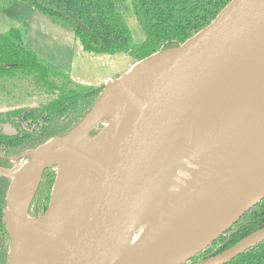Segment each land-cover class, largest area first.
<instances>
[{"label":"water","instance_id":"water-1","mask_svg":"<svg viewBox=\"0 0 264 264\" xmlns=\"http://www.w3.org/2000/svg\"><path fill=\"white\" fill-rule=\"evenodd\" d=\"M263 69L264 0H232L179 48L152 54L105 84L79 124L21 156L29 160L15 173L2 221L10 236L7 263L187 264L214 244L264 200V145L231 183L128 249L140 209L191 130L200 101ZM52 165L58 172L49 206L31 219L40 178ZM263 242L264 228L197 264H227Z\"/></svg>","mask_w":264,"mask_h":264},{"label":"trees","instance_id":"trees-1","mask_svg":"<svg viewBox=\"0 0 264 264\" xmlns=\"http://www.w3.org/2000/svg\"><path fill=\"white\" fill-rule=\"evenodd\" d=\"M16 1L33 7L54 25L73 31L84 52L109 57L121 54L135 64L152 54L179 48L207 28L232 0H0V12ZM125 3L143 33L140 42L133 39L121 11ZM23 36L17 28L0 33V77L19 74L32 78L56 95L45 104L0 112V264H8L11 249L9 232L2 222L7 195L17 169L29 160L21 156L66 135L89 113L104 89L75 84L67 75L43 64L35 52L24 48ZM53 79L62 80V85ZM106 123V119L101 120L88 138L97 137ZM57 172L58 167L52 165L42 174L29 218L45 215ZM263 228L264 200L187 264L213 258ZM227 264H264V242Z\"/></svg>","mask_w":264,"mask_h":264},{"label":"bare ground","instance_id":"bare-ground-1","mask_svg":"<svg viewBox=\"0 0 264 264\" xmlns=\"http://www.w3.org/2000/svg\"><path fill=\"white\" fill-rule=\"evenodd\" d=\"M190 126L142 205L128 249L194 211L217 186L231 183L255 159L264 145V69L202 99ZM28 200L20 206L22 213Z\"/></svg>","mask_w":264,"mask_h":264},{"label":"crops","instance_id":"crops-1","mask_svg":"<svg viewBox=\"0 0 264 264\" xmlns=\"http://www.w3.org/2000/svg\"><path fill=\"white\" fill-rule=\"evenodd\" d=\"M15 28L19 30L24 28L21 30L24 35V48L35 52L40 62L46 63L47 61H51L49 66L56 67V70L67 75L76 84L99 87L116 80V78L113 79L109 75H105L95 83H87L79 77H74L72 75L74 54L81 61L85 59L86 55L90 59H92V56L96 59L99 58L100 63L103 62L101 66L108 65V68L114 67L115 62L112 59L114 57L106 55L95 56L84 52L76 40L73 31L54 25L33 7L19 1L14 2L9 8L0 12V33H6L10 29ZM75 60L78 61L77 59Z\"/></svg>","mask_w":264,"mask_h":264},{"label":"rangeland","instance_id":"rangeland-1","mask_svg":"<svg viewBox=\"0 0 264 264\" xmlns=\"http://www.w3.org/2000/svg\"><path fill=\"white\" fill-rule=\"evenodd\" d=\"M121 11L124 13L127 26L132 32L133 39L136 42L142 41L143 33L136 23L129 4L125 3L122 6ZM23 29L24 28H21L20 31ZM74 58L78 61H76ZM84 58L85 59H82L81 61V59H79V57L74 54V68L72 75L74 77H79L87 83H95L99 81V78L105 75H109V77H112L113 79H118L127 74L134 64L133 60L121 54L115 55L114 58H112L115 62V65L111 68H108V65L101 66L103 62L100 63L101 61H99V58L96 59L92 56V59H90L87 55ZM50 62L51 61L42 63L49 66V64H51ZM53 68L57 69L56 67ZM53 81H55L58 86H61L63 82L62 80L60 81L57 79H53ZM55 95H52L46 88L38 85V83L32 78H23L19 74L13 78L0 77V112L15 109L17 107H34L45 104L50 102V100L54 98Z\"/></svg>","mask_w":264,"mask_h":264}]
</instances>
